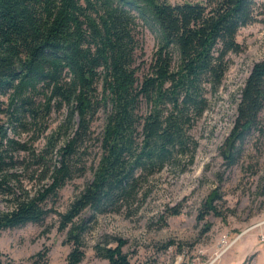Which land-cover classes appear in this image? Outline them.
Segmentation results:
<instances>
[{
  "label": "trees",
  "instance_id": "obj_1",
  "mask_svg": "<svg viewBox=\"0 0 264 264\" xmlns=\"http://www.w3.org/2000/svg\"><path fill=\"white\" fill-rule=\"evenodd\" d=\"M138 22L156 40L145 68L134 59ZM255 23L264 29V0H0V230L50 213L47 200L82 173L83 148L101 110L91 179L58 213L71 245L65 264H79L84 225L76 217L84 209L118 212L135 201L147 176L191 160L188 131L220 86L227 56L242 50L237 31ZM263 111L264 59L240 89L221 150L228 167L249 136H264ZM52 113L61 116L50 128ZM209 200L206 208L215 211ZM121 245L95 251L108 264H130Z\"/></svg>",
  "mask_w": 264,
  "mask_h": 264
},
{
  "label": "rangeland",
  "instance_id": "obj_2",
  "mask_svg": "<svg viewBox=\"0 0 264 264\" xmlns=\"http://www.w3.org/2000/svg\"><path fill=\"white\" fill-rule=\"evenodd\" d=\"M184 1L166 0L171 5ZM136 30L135 64L145 68L156 40L141 22ZM235 40L241 52L227 56L229 66L220 86L206 95L207 107L188 131L195 142L191 160L166 164L147 176L135 201L118 212L82 210L76 217V223L84 225L79 264H108L95 248L114 247L118 240L130 264H264V136H249L230 167L221 156L240 89L252 66L264 59V29L256 23L240 28ZM60 116H49L50 128ZM104 118L98 110L83 148L82 173L47 200L50 213L40 223L0 230V264H65L71 245L66 230L58 228V213L91 179ZM260 118L264 121V111ZM42 144L40 138L33 145ZM208 200L215 211L206 208ZM5 208L0 199V210ZM38 252L44 254L36 263Z\"/></svg>",
  "mask_w": 264,
  "mask_h": 264
},
{
  "label": "built area",
  "instance_id": "obj_3",
  "mask_svg": "<svg viewBox=\"0 0 264 264\" xmlns=\"http://www.w3.org/2000/svg\"><path fill=\"white\" fill-rule=\"evenodd\" d=\"M260 238L264 240V235H261V237H260Z\"/></svg>",
  "mask_w": 264,
  "mask_h": 264
}]
</instances>
